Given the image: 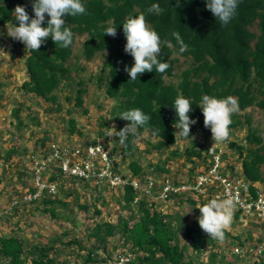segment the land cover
Wrapping results in <instances>:
<instances>
[{
    "label": "trees",
    "instance_id": "16d2710c",
    "mask_svg": "<svg viewBox=\"0 0 264 264\" xmlns=\"http://www.w3.org/2000/svg\"><path fill=\"white\" fill-rule=\"evenodd\" d=\"M34 0H0V27L8 24L18 26L14 17V9L17 5L26 7L30 17L34 18L32 8ZM86 8V14L75 17H64L66 27L73 34V44L76 36H85L82 44V56L86 61L91 60L96 54H103L100 75L97 77L98 87L101 88L102 79L105 78L104 94L113 100L114 105L110 111V121L116 124L128 122L119 118L124 111L140 108L151 117L146 128L139 130V136L131 134L121 142L119 151L122 162L129 160L128 169L134 178L142 177L143 168L132 160L136 149L135 142L144 133L156 139L152 145L155 150L168 149L178 140H188L177 134L174 127L178 121L173 103L178 95H184L192 102V119L197 120L191 126L193 136L206 135L212 137L210 128L204 127L202 109L199 107L204 95L216 98H226L231 95L238 99L239 111L232 116L230 132L247 126L245 145L228 142V146L240 160L241 172L251 183L264 184V140L255 129L250 126V116L242 114L247 109L255 108L264 111V0H240L233 19L223 25L206 7V0H81ZM178 2V3H177ZM158 3L163 11L159 14H150L147 9ZM144 13L147 23L159 34L162 43V52L158 57L161 62H168L170 68L163 74L145 72L136 81H130L125 66L131 67L134 60L131 55L125 53L126 38L123 33L122 23L129 16L135 17ZM46 20L44 25L47 26ZM116 27L115 37L104 35L108 27ZM179 32L186 50L181 53L180 45L173 36ZM12 43L20 49L25 45L11 38ZM61 48L49 37L39 50H26L25 75L20 90L26 94L57 105L56 111H60L57 103L56 91L64 86L69 79L70 60L73 50ZM190 59V64L175 78V63L177 57ZM173 79L168 82L166 79ZM83 83H77L79 87L74 97L75 109L82 108V95L86 93L82 88ZM67 102L70 98H66ZM52 109V108H50ZM19 109H14L12 114L17 115ZM86 113V112H85ZM69 132L75 131V121H68ZM153 129L159 131V135H153ZM212 140V139H211ZM36 148H46V138H40ZM116 141H120L118 138ZM213 142V141H212ZM35 149L32 150L34 152ZM208 147L204 144L192 143L184 151L188 161H202L206 164ZM245 151V152H244ZM170 155L179 157L177 150H172ZM194 158V160L192 159ZM170 156L165 160V163ZM119 166V165H118ZM206 167V165H205ZM155 170L162 174L168 173L164 166H156ZM58 178V177H57ZM122 204L129 210L134 190L126 185L122 188ZM264 190V189H263ZM253 194L254 188L250 186ZM33 193V188H29ZM154 192V190H153ZM155 194L157 192L155 191ZM170 197L168 196L167 199ZM180 198V197H179ZM42 212L56 218L55 207L66 203L50 195L41 197ZM191 207H199L204 203L201 199L199 205L190 198H186ZM32 204V203H31ZM81 210L87 211L88 207L80 205ZM199 211V209H198ZM93 213L99 212L94 208ZM200 213V211H199ZM239 212L236 213V218ZM192 224L186 225L178 215H169L154 208V202L141 198L137 205L136 216L126 214L122 216L116 225L110 222L95 225L88 237L98 241V247L106 248V239L113 236L115 231L125 238V248L118 251L135 254L137 257L133 264H203L206 252L204 245H214L211 239L199 226L198 217ZM131 221L133 222L131 225ZM182 231L188 240V246L196 257L185 259L188 246L180 244L178 232ZM236 238V237H235ZM238 245H242L236 238ZM258 240H255L257 243ZM253 243V244H255ZM35 252H27L31 264H54L48 254L49 246H37ZM23 246L16 238H0V264H27L21 258ZM217 254L210 249L207 254V264H213ZM196 259L198 261L196 262ZM225 264H236L229 261ZM261 264V263H258Z\"/></svg>",
    "mask_w": 264,
    "mask_h": 264
},
{
    "label": "rangeland",
    "instance_id": "374dc122",
    "mask_svg": "<svg viewBox=\"0 0 264 264\" xmlns=\"http://www.w3.org/2000/svg\"><path fill=\"white\" fill-rule=\"evenodd\" d=\"M85 36H76L72 46V56L68 61L70 68L69 79L65 81L55 93L60 111H56L57 105L45 103L44 101L26 94L20 90V85L25 72V47L20 49L15 46L11 37L7 35L6 27H0V184L4 188L3 195L6 198L18 196L30 187V170L28 167V154L36 148L40 138H46V143H68L70 145L83 146L90 143H102L112 148L114 158L118 162V171L124 178L131 175L128 169L129 160L122 162L119 151L121 141H116V131L122 129L126 124H116L110 121V111L114 105L113 100L104 94L105 78L102 79L101 88L98 87L97 77L100 75L103 54H96L91 60L86 61L82 56V44ZM189 58L177 57L175 63V78L190 64ZM173 78V79H175ZM173 79H166L173 82ZM82 82V88L86 93L82 95V108L75 109L74 97L77 83ZM70 101L67 102L66 98ZM19 109L16 116L12 114L14 109ZM52 108V109H50ZM86 112V113H85ZM242 114H248L250 126L264 140V111L255 108L247 109ZM75 121V131L69 132L68 121ZM247 126L230 132L229 139L224 143L212 142V137L206 135L194 136V139L178 140L176 144L168 149L155 150L152 145L156 139L149 137L146 133L135 142L136 149L132 160L136 161L142 168V176H155L156 185H160V179L181 182L194 179L204 168L202 161H188L184 151L192 143L215 145L223 154L221 167L228 173L238 175L241 172L240 160L237 153L229 148L227 142H235L245 145ZM172 150L180 153L179 157L170 155ZM245 152V151H244ZM170 159L165 163V160ZM164 166L168 173L162 174L155 170L156 166ZM131 177V176H130ZM132 178V177H131ZM159 183V184H158ZM260 189L264 184L255 183ZM199 205L201 199L204 203L213 197L206 194L197 195L189 193ZM183 197L178 199L161 200L158 197H143L145 201L154 202V208L169 215H178L186 225L192 224L201 214L198 206L194 208L187 204ZM66 203V207L57 204L56 218L50 217L42 212L43 204L41 198L36 202L21 203L3 217L0 222V238H16L21 242L23 251L21 258L27 264H31L27 252H35L37 246H49L51 251L48 256L54 260V264H63L69 257L77 256L81 251L85 252L98 247V241L88 237V232L97 224L110 222L116 225L119 219L126 214L136 216L137 204H131L129 210L122 204V190L111 189L107 186L97 184L93 181H78L76 179L63 178L61 184L58 182L57 191L50 195ZM80 205L87 206V211H82ZM99 213H93V209ZM236 209L231 225L225 231L224 240L214 239V245H204L206 252L203 264L207 261V254L212 249L217 257L213 264H225L233 261L236 264H258L246 252L255 243L257 237L264 228V222L255 220L253 217L236 218ZM133 222L131 221L130 225ZM242 245H238L239 241ZM180 244L188 246V240L183 232H178ZM212 239V238H211ZM238 242H237V241ZM125 238L121 233L115 231L114 235L106 239V248L118 250L125 248ZM245 249L244 256L234 254V248ZM249 253V254H248ZM185 259L196 257L193 250L188 246ZM198 259H196V262Z\"/></svg>",
    "mask_w": 264,
    "mask_h": 264
},
{
    "label": "clouds",
    "instance_id": "9594fccd",
    "mask_svg": "<svg viewBox=\"0 0 264 264\" xmlns=\"http://www.w3.org/2000/svg\"><path fill=\"white\" fill-rule=\"evenodd\" d=\"M239 2L240 0H206V7L223 25H227L235 16ZM32 8L34 18L29 16L25 6L15 7L13 12L18 26L13 23L5 25L9 37L23 43L25 49L32 52L39 50L49 37L61 48L66 49L73 44L74 34L65 26L64 17L86 14V8L81 0H34ZM147 11L150 14H159L163 9L158 3H153ZM46 15L47 26H42ZM122 25L126 38L124 51L134 60L130 68L125 66L130 81H136L140 75L153 70L161 74L165 73L170 65L168 62H161L158 57L162 52L161 44L168 43L169 47L171 44L161 40L159 34L147 23L144 13L127 17ZM104 35L115 37L116 27H108ZM173 36L180 45L179 51L183 53L187 45L183 43L179 32H174ZM173 107L178 117V121L174 123V127L179 130L177 134L185 139H194L191 126L195 125L197 120L189 115L193 110L191 100L184 95H178ZM199 107L202 109L204 127L210 128L213 142L218 144L226 142L230 137L232 116L240 110L238 99L231 95L226 98L204 95ZM119 118L128 122L122 129L116 131V136L121 142H124L130 134L138 137L139 130L146 128L151 120V117L140 108L124 111ZM152 131L153 135H159L158 130ZM116 166L118 167V162ZM197 208L201 214L198 217L200 228L210 238L222 242L225 231L233 221L236 209L235 198L231 196L223 199L213 198Z\"/></svg>",
    "mask_w": 264,
    "mask_h": 264
},
{
    "label": "built area",
    "instance_id": "2783aa9c",
    "mask_svg": "<svg viewBox=\"0 0 264 264\" xmlns=\"http://www.w3.org/2000/svg\"><path fill=\"white\" fill-rule=\"evenodd\" d=\"M114 156L112 148L102 143L74 146L68 143L49 142L45 149L36 148L27 157L31 174L29 188H33L34 192H29L28 188L18 196L10 198L7 207L0 202V222L17 205L36 202L45 194H55L57 184L58 182L61 184L63 178L82 182L93 181L111 189L123 190L124 186L129 185L135 192L132 201L134 205H138L143 197L170 200L178 199L185 194L186 199L191 197L187 192L197 195L207 192L216 199L231 196L236 200V212H239L240 216L253 217L264 222V190L239 176L240 174L226 172L220 165L223 154L215 145L208 146L206 164L194 179L176 182L162 178L159 181L160 185L155 184L157 182L155 176L134 178L129 175L124 178L118 167H114V164H117ZM250 186L254 188L253 194ZM257 240L258 242L246 252L250 253L248 254L256 263L264 264V228ZM245 249L247 248L235 247L234 254L242 257L246 254ZM136 257L135 254L98 248L81 251L77 256L69 257L63 264H133Z\"/></svg>",
    "mask_w": 264,
    "mask_h": 264
},
{
    "label": "crops",
    "instance_id": "0c3cea01",
    "mask_svg": "<svg viewBox=\"0 0 264 264\" xmlns=\"http://www.w3.org/2000/svg\"><path fill=\"white\" fill-rule=\"evenodd\" d=\"M24 76L26 77V75H25V72H24ZM3 193H4V188L1 186V184H0V202L4 205V206H8V201L10 200V198H12V197H14V196H12V197H8V198H6L4 195H3Z\"/></svg>",
    "mask_w": 264,
    "mask_h": 264
},
{
    "label": "water",
    "instance_id": "95a60500",
    "mask_svg": "<svg viewBox=\"0 0 264 264\" xmlns=\"http://www.w3.org/2000/svg\"><path fill=\"white\" fill-rule=\"evenodd\" d=\"M116 166V164H114V167Z\"/></svg>",
    "mask_w": 264,
    "mask_h": 264
}]
</instances>
